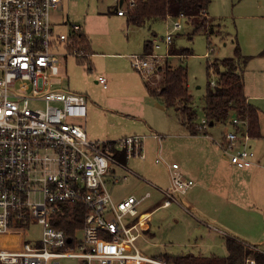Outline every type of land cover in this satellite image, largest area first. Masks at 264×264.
I'll return each instance as SVG.
<instances>
[{"label": "built area", "instance_id": "obj_1", "mask_svg": "<svg viewBox=\"0 0 264 264\" xmlns=\"http://www.w3.org/2000/svg\"><path fill=\"white\" fill-rule=\"evenodd\" d=\"M62 1L0 0V264H173L144 255L137 244L152 218L139 208L151 193L116 202L110 189L128 178L113 168L135 173L114 154L144 159V136L90 139L85 123L75 122L87 119V96L56 86L64 60L91 55L79 44L80 24H70L68 33L57 30L52 12ZM113 2L118 16L136 5L135 0ZM167 18L174 19V31L182 28L183 15ZM173 40V33L151 39V53L132 55V67L147 78L161 57L154 51L165 45L168 58ZM99 82L107 88L106 78ZM200 124V134L220 148L231 166L256 165L245 121L223 124L226 131L219 139L208 132L213 126L204 118ZM169 172L170 187L159 189L162 206L185 208L183 197L195 181L177 163ZM66 204L85 207L83 226L73 237L56 227ZM34 226L42 227L36 239L28 237ZM244 264L259 263L249 256Z\"/></svg>", "mask_w": 264, "mask_h": 264}, {"label": "rangeland", "instance_id": "obj_2", "mask_svg": "<svg viewBox=\"0 0 264 264\" xmlns=\"http://www.w3.org/2000/svg\"><path fill=\"white\" fill-rule=\"evenodd\" d=\"M208 13L220 25L215 26V29L221 34L209 37L199 33L189 39L188 34L193 32V26L186 19L182 20V28L178 32L174 31L172 18L135 26L127 22L126 16L117 15L113 0H63L62 6L52 12L53 20L82 25L90 37L94 54L89 56V64H82L79 58L69 56L62 62L60 77L54 81L57 87L65 91L87 95L89 117L86 128L91 139H94L93 132H98L101 140L136 132L144 136L145 151L148 140H152L151 132L165 141L171 138L169 133L172 125H181L176 110L160 108L157 101L149 95L143 74L132 67L130 59L132 54H143L145 41L154 38L162 40L167 33L174 34L173 41L178 47L190 48L193 52L190 56H171L168 62L172 67L184 65L188 68L189 90L198 110L199 123L203 119L204 96L209 79L208 65L215 59L233 57L236 41L242 55L249 58L248 64L243 66L244 79L248 85L246 93L264 99V57L258 56L264 50V0H211ZM69 29V25L65 24L57 27L62 33H68ZM154 52L161 57L153 65H164L167 47L163 45ZM157 67L154 71L145 73L148 81L152 82L157 77ZM99 77L106 78L107 88L104 89ZM211 80L216 82L213 74ZM252 99L250 100L253 101ZM257 103L264 108V101ZM261 111L264 128V109L261 108ZM75 122L85 123L80 119ZM146 123L152 127V131L146 129ZM213 128L212 132L223 134L226 131L222 124ZM162 144L163 142L152 143L153 155L150 160L141 161L140 158L133 157L128 160L127 167L140 174L146 171L145 177L158 178L160 183L167 186L165 183H169V174L165 161L168 160L159 156L164 148ZM257 149L264 154V138ZM164 150L167 151V148ZM159 157L161 160H158ZM169 163V166L173 164L172 161ZM119 174H128V178L113 186L112 194L116 202L130 194L143 193L142 182L137 181L135 173L130 174L122 169ZM150 190L152 193L155 191ZM146 204L140 206V212L145 211ZM175 205L178 208L161 209L152 215L151 228L155 235L143 234L137 242L144 255L151 258L189 253L218 257L227 255L225 235L208 227L209 225L192 220L193 217L185 208ZM41 231V226H34L28 237L36 239L40 237Z\"/></svg>", "mask_w": 264, "mask_h": 264}, {"label": "trees", "instance_id": "obj_3", "mask_svg": "<svg viewBox=\"0 0 264 264\" xmlns=\"http://www.w3.org/2000/svg\"><path fill=\"white\" fill-rule=\"evenodd\" d=\"M136 5L126 15L131 25L143 26L149 21L166 20L168 16L179 17L183 15L186 21L193 26V32L188 34L189 39L193 35L204 33L209 37L220 34L215 26H219L209 15L208 9L211 0H135ZM208 27L210 29L208 30ZM80 46L91 52L89 41L82 32ZM145 53H151V40L144 43ZM193 52L190 48L178 47L174 41L169 49V57L164 65L156 69L157 77L152 82L144 78L147 92L156 101L164 105L165 109L172 108L177 111L180 124L191 135H198L199 130L198 110L194 105V98L189 90L188 68L184 65L172 67L168 60L171 56H190ZM264 57V50L258 55ZM91 58H80V62L89 64ZM249 58L242 55L240 45L236 41L235 55L223 59H215L208 65L209 79L207 91L204 96L203 115L206 123L225 124L233 119L245 121L247 130L252 138L262 137L260 128V113L257 107L248 102L245 92L244 69ZM212 74L216 78L212 84ZM213 125V126H214ZM118 159L125 162V153L116 152ZM85 218V207L81 204H66L64 213L59 217L56 227L64 230L69 236L76 235L82 228ZM227 255L199 256L186 254L179 256H162L167 262L173 264H244L247 257L253 256L259 264H264V252L252 248L250 245L233 237H227L225 241Z\"/></svg>", "mask_w": 264, "mask_h": 264}, {"label": "crops", "instance_id": "obj_4", "mask_svg": "<svg viewBox=\"0 0 264 264\" xmlns=\"http://www.w3.org/2000/svg\"><path fill=\"white\" fill-rule=\"evenodd\" d=\"M65 22H67V24H65ZM214 22L217 23L215 20ZM55 23L61 25L71 24L69 21H55ZM82 28L84 35L89 41V48H91V52L94 54L90 37L86 33L83 26ZM143 53H145V50ZM247 88L248 85H246L245 82V92H247ZM247 93L246 96L248 97V102L257 107L260 113V128L262 137L252 138L250 141V146L256 153V165L251 168L243 169L231 166L229 159L223 155L220 148L216 146L210 138L201 134L191 135L182 125L174 123L172 125L173 128L169 133V135L171 136L169 140H161L160 138H158V135H155L152 132L150 133V139L152 140H148L147 148L144 151L145 158H140L141 161L150 160L151 156L153 155L152 143L158 142V144H160L161 142H163L164 148L166 147L167 151H165L163 148L161 150V153L159 151V156L162 155L165 160H168L165 161L169 174V183L165 184L168 185L165 186L163 183H160L158 181V178L153 177L151 179L145 177L146 171L141 174L135 172V177L137 181H139V183L140 181L142 182V190L144 191L139 195L130 194L128 196L136 195L138 197H142L147 192H150L151 197L146 200L148 203L146 201L145 202L147 204L145 202L143 203L144 205H147L143 213H151V217L161 209L173 210L174 207L178 208L175 204H172L169 207H163L162 205L164 196L159 190H166L171 185L170 172L168 169V166L171 163L169 162L172 161L173 164L178 163L182 174L186 178L195 181L194 187L190 189V191L183 197L186 211H188V213L193 217L192 220L195 219L198 222L205 224L206 226L209 225L208 227H212L217 232L225 235L224 241H226L227 237H233L235 239L241 240L242 242H245L246 244H249L250 246H254L259 251L264 252V154H262L261 152L259 153L257 149L259 148V142L264 138V128L262 127L263 113L261 111V108H264L262 107V105L257 103V101H264V99L255 98ZM251 98H253V101L250 100ZM157 103L159 102L157 101ZM96 109H99V107H96ZM87 117H89V113ZM86 122L87 119L85 121V127ZM216 125H214L213 127H216ZM213 127H211L208 132L216 139L221 138L222 132H212V129H214ZM146 129H149V131L153 130L152 127L147 123ZM87 135L89 137L88 131ZM131 135L140 134L134 132ZM131 135H123L120 137H110L108 135L109 137L101 140L99 138V133L93 132L92 137L94 139L92 140H118L120 138ZM145 136L149 137V135ZM165 144H167V146H165ZM128 160L126 159L125 162L122 160L121 161L127 164ZM158 160H161V158L159 157ZM112 172L119 174L122 173V169L115 167L112 169ZM115 185L118 184L110 185L112 193L113 186ZM150 189H153L156 192L154 191L152 193ZM149 200L151 201L149 202ZM151 223L152 218L149 223L144 225V229L142 231L143 233L139 238H141L143 234L149 236L155 235V233L152 231ZM159 258L163 257L161 256Z\"/></svg>", "mask_w": 264, "mask_h": 264}, {"label": "water", "instance_id": "obj_5", "mask_svg": "<svg viewBox=\"0 0 264 264\" xmlns=\"http://www.w3.org/2000/svg\"><path fill=\"white\" fill-rule=\"evenodd\" d=\"M122 3H123V0H121L120 5H122ZM157 105H158L160 108H163V109L165 108L164 105H162L161 103H158ZM213 125H214V124H211L210 126H213Z\"/></svg>", "mask_w": 264, "mask_h": 264}]
</instances>
